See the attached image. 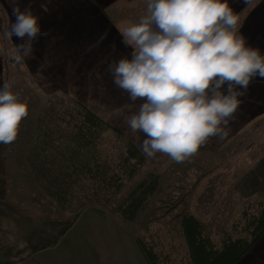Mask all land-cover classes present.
I'll return each instance as SVG.
<instances>
[{
  "label": "crops",
  "instance_id": "1",
  "mask_svg": "<svg viewBox=\"0 0 264 264\" xmlns=\"http://www.w3.org/2000/svg\"><path fill=\"white\" fill-rule=\"evenodd\" d=\"M228 3L240 15L239 35L245 38L246 46L264 56V0H252L251 5L245 0ZM147 4L148 0H0V87L6 83L7 69L17 64L14 57L23 55L17 47L27 41V37L8 36L16 21L13 10L27 9L39 18L40 33L30 42L31 51L23 55L22 62L35 77L43 73V94L65 95L111 128L132 131L125 118L138 114L146 101L138 98L133 102L127 92L118 89L109 66L132 58L134 49L122 43L119 29L138 23L147 14ZM221 91L227 94V83ZM236 91L242 95L224 128L227 135L223 139L210 137L182 163L202 156L208 160L227 156L231 159L226 162L234 163L231 149H264V77L254 76L246 89L237 86ZM131 138L140 150L141 142L147 139L139 131ZM7 145L0 144V178L1 164L6 162L1 149ZM224 150L229 154H223ZM250 156H239L243 158L240 164L251 165L239 182L243 188L238 191L244 196L264 193V151L260 157ZM145 158L156 174L176 163L162 153ZM3 192L0 187V197ZM27 210L25 205L0 201V264H147L137 236L116 214L85 208L66 224L43 222L42 215ZM233 264H264V234Z\"/></svg>",
  "mask_w": 264,
  "mask_h": 264
},
{
  "label": "rangeland",
  "instance_id": "2",
  "mask_svg": "<svg viewBox=\"0 0 264 264\" xmlns=\"http://www.w3.org/2000/svg\"><path fill=\"white\" fill-rule=\"evenodd\" d=\"M6 82L19 100L28 104L29 114L21 122L16 140L1 149L6 160L1 164L0 178L3 204L25 205L33 215H42L43 222L71 223L91 207L120 217L132 193L154 175L158 177L156 188L136 218H120L138 241L147 243L146 247L157 255V264H194L182 230L187 216L199 221L201 239L209 247L222 250L227 241L251 242L252 223L260 214L264 193L240 195L241 178L251 165L240 164L243 158L239 156L248 153L252 158L260 157L263 148L231 149L234 163H227L231 159L227 156H213L210 160L194 157L156 174L133 142L132 131L108 125L93 137L88 133L84 140L79 137L75 126L81 120L76 113L81 104L65 95L43 94V73L35 77L21 61L7 69ZM131 145L143 162L128 177L129 163L136 162L130 156ZM227 151L223 154H229ZM96 161L102 174L124 177L119 189L108 188L89 176L83 165L89 163L96 169Z\"/></svg>",
  "mask_w": 264,
  "mask_h": 264
},
{
  "label": "clouds",
  "instance_id": "3",
  "mask_svg": "<svg viewBox=\"0 0 264 264\" xmlns=\"http://www.w3.org/2000/svg\"><path fill=\"white\" fill-rule=\"evenodd\" d=\"M251 5L252 0H245ZM16 21L8 36L27 41L17 47L28 55L40 33L39 18L30 10H13ZM240 15L228 0H148L138 23L120 28L122 43L134 51L109 66L113 84L135 102L138 114L125 118L133 132L147 139L141 150L182 163L210 137L223 139L237 111L241 92L254 76L264 77V56L246 46L239 35ZM23 55L15 56L17 63ZM227 83V94L221 91ZM29 106L10 83L0 87V144L14 142Z\"/></svg>",
  "mask_w": 264,
  "mask_h": 264
},
{
  "label": "trees",
  "instance_id": "4",
  "mask_svg": "<svg viewBox=\"0 0 264 264\" xmlns=\"http://www.w3.org/2000/svg\"><path fill=\"white\" fill-rule=\"evenodd\" d=\"M79 111L76 113L81 116L80 123H77L75 127V132L83 140L88 133L89 136H95V133L99 134L102 129L108 127L99 117L90 112L89 110L83 108L80 105ZM80 138V139H81ZM130 156L134 157L136 162L129 163V172L127 176L130 177L136 171V169L142 164L143 157L136 150L135 147L131 145ZM131 157V158H132ZM96 169H92L89 163H85L83 166L87 168L86 172L91 176V178L101 182V184L107 186L108 188L119 189L122 184L124 177H118L117 175L109 176L105 172L103 174L100 169V164L96 161ZM82 167L83 169H85ZM105 169V168H101ZM151 181L149 179L143 180L139 187L132 193L133 196L129 197V202L127 207H122L119 214L123 220H133L136 218L139 210L143 207V203L148 198L150 194L156 188V177L150 175ZM158 178V177H157ZM125 218V219H124ZM252 226L253 238L251 242H246L243 240L237 241H227L224 244L222 250L214 249L209 247L204 239H201V228L199 221L193 216H187L183 219L182 230L186 242L191 248L192 260L194 264H233L239 259L251 246L257 243V241L264 234V204L260 209V214L253 220ZM139 244L145 254L148 264H157V255L150 249H148L147 243L144 241H139Z\"/></svg>",
  "mask_w": 264,
  "mask_h": 264
}]
</instances>
